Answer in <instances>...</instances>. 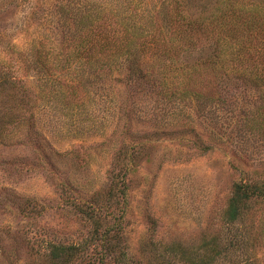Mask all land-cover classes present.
Instances as JSON below:
<instances>
[{
	"label": "rangeland",
	"instance_id": "rangeland-1",
	"mask_svg": "<svg viewBox=\"0 0 264 264\" xmlns=\"http://www.w3.org/2000/svg\"><path fill=\"white\" fill-rule=\"evenodd\" d=\"M211 239L264 264V0H0V264Z\"/></svg>",
	"mask_w": 264,
	"mask_h": 264
},
{
	"label": "trees",
	"instance_id": "trees-1",
	"mask_svg": "<svg viewBox=\"0 0 264 264\" xmlns=\"http://www.w3.org/2000/svg\"><path fill=\"white\" fill-rule=\"evenodd\" d=\"M257 189L259 188L252 189L246 187L244 189L238 188V191L241 190L240 192L242 193L240 197L247 200L251 197H257L261 193V189H259V191H257ZM241 201L242 200L232 201L224 211L223 217L227 224L232 226L239 219ZM215 241V239H211L208 242H204V244L198 247L195 251L193 250V252L188 253L177 245H173L167 250L176 257L178 256L181 261L187 264H214L215 261L223 255ZM237 241L245 244L243 238L242 241L241 238ZM60 251L63 253L65 249L62 248ZM58 253L55 255V257H57Z\"/></svg>",
	"mask_w": 264,
	"mask_h": 264
}]
</instances>
